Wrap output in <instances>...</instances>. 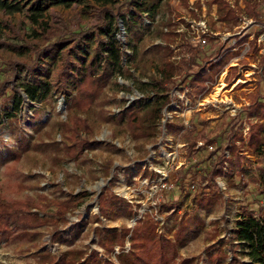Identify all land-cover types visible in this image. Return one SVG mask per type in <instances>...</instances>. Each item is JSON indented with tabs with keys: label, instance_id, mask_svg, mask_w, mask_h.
Listing matches in <instances>:
<instances>
[{
	"label": "rangeland",
	"instance_id": "rangeland-1",
	"mask_svg": "<svg viewBox=\"0 0 264 264\" xmlns=\"http://www.w3.org/2000/svg\"><path fill=\"white\" fill-rule=\"evenodd\" d=\"M20 1L24 6L21 12L8 13L0 10V56L6 60L25 61L30 60L32 56L31 50L15 49L10 43H27L32 46L46 43L47 34L41 31L39 24L32 23L28 17L32 12L30 3L35 0ZM68 1H71L70 5L59 3L57 0H44V18L48 21L49 28L55 29L50 31V34L57 38L68 37L70 31L81 28L92 27L95 31L77 45L75 40L59 44L51 57L45 59L43 65L50 67L54 79L65 57L72 62L80 60L81 57L88 60L95 51L98 36L105 35L103 29L97 27L101 19L102 4L95 0ZM125 1L113 0L108 6L115 11L119 7L127 10ZM226 1L231 10L228 19L222 18L216 0H163L155 21L151 22L144 17L146 23L151 26L143 27L141 39L132 35L130 38L122 18H118L122 30L120 36L125 41L130 38L132 42V45L130 41L125 42L124 46L127 54L124 64L130 71H115L94 104L93 110L83 113L93 127V132L88 137L99 142L87 149L86 157L82 160L68 157L57 160L53 157L55 152L64 155L63 145L69 143L65 124L70 122V114L65 93L53 92L47 100L38 102L25 96L17 125L27 133H34V141L57 140L61 142V147L59 150L48 143L35 145L32 142L19 162L6 159V162L0 164V191L18 197L26 194L38 197L39 193L47 197L40 198L39 201L41 215L47 220V224L40 227L39 237L35 241L29 236L0 241V264H36L38 253L45 249L56 254L72 247L102 250L95 227L99 224L119 227L126 224L130 232L126 236L125 244L116 245L115 251L112 252L115 264H121L115 254L121 249H130L133 227L148 211L158 222L156 232L169 237L174 236L172 214L182 216L199 213L203 216L205 225L197 229L190 239L180 246L179 256L193 258V264H210L209 252L222 245V241L230 233L229 228L236 224L242 212V205L246 202L245 196L250 192L251 196L256 194L259 184L251 179L249 174L254 172L258 177L261 172L264 174V158H259L248 144H245L243 153L248 160H244L243 166L248 170V173H245L247 185H229L226 176H218L219 192L226 203H216L212 211H207L198 204L202 187L198 175L194 179L189 196L184 197L174 211L162 212L157 206L169 195L175 194L177 197L180 194L173 179L176 170L195 160L199 161L200 158L205 159L208 153L205 150L203 157L198 154L189 157L183 131H168L166 121L189 124L207 120L209 130L218 136L209 147L216 148L217 145L226 143L228 134L235 133L232 138H236L242 132L247 139L250 122L264 120L250 113L251 105L264 100V0H249L254 7L262 11L263 14L259 18L250 15L248 0ZM6 22H9L12 28L6 26ZM188 42L198 50L200 61L226 60L227 56H232L216 78L207 82L208 88L203 93L199 92L196 86L191 88L188 85H184L182 91L181 87L176 85L180 78L167 83L166 89L161 93L169 92L174 100L163 109L164 116L154 133L150 137L136 138L126 120L119 119L118 114L128 104L148 100L151 92H143L140 85L142 82L159 79L161 73L158 64L164 52L168 54L169 60L191 56ZM161 44L165 50L161 48ZM26 79H31V76L23 73L17 82ZM67 88L73 91L71 85ZM219 89L221 93H218ZM20 93L25 95L23 91ZM12 107L13 100L5 101L0 98V135L10 142V145H16L15 134L6 124L7 112ZM40 108L41 117L34 118L35 111ZM86 134L83 132V135ZM1 155L6 157L8 150L0 141V158ZM225 155L229 156L230 150L227 149ZM108 162H111L110 170L106 169ZM8 164L14 168L8 169ZM203 164L205 163H201L200 167ZM259 166H262V169ZM145 169L153 170L157 174L150 176L145 173ZM129 170L132 171L131 174ZM15 182L24 183L25 188L16 187ZM216 189V186L211 190L207 188L205 195L215 196ZM102 190L107 194L122 195L132 202V208L117 218L101 216L102 222L98 221L94 214L98 213V197ZM81 192L86 195L68 203L67 218L56 221V212L60 205L58 200ZM257 195L262 198L261 194ZM79 220L86 222L81 223L82 231L73 235L70 240H50L49 235L55 223L62 228L64 235L70 236L72 225ZM212 221H215V226ZM244 260L250 261L247 256Z\"/></svg>",
	"mask_w": 264,
	"mask_h": 264
},
{
	"label": "trees",
	"instance_id": "trees-1",
	"mask_svg": "<svg viewBox=\"0 0 264 264\" xmlns=\"http://www.w3.org/2000/svg\"><path fill=\"white\" fill-rule=\"evenodd\" d=\"M57 1L66 5L71 4V1L68 0ZM95 1L102 4L101 19L97 27L98 29L102 28L105 35L98 36L95 51L88 60L81 57L80 60L72 62L68 57H65L56 71L55 79L51 76L50 67L43 65L45 59L51 57L59 44L75 40L77 45L88 34H93L95 29L92 27L81 28L80 30L70 31L71 34L68 37L57 36V38H54L50 31L55 29L51 30L48 21L44 18V0H35V2L30 3L32 12L28 14V17L32 23L39 24L41 31L47 34L46 43L43 45L37 44L36 46L27 43H10L15 49L21 51L31 50L30 60H6L0 56V98L5 101L13 100V107L7 112L6 124L9 125L10 131L14 132V141L16 142V145H10V142L5 141L0 135L1 143L8 150L6 157L1 155L0 164L6 162V159L19 162L25 152L29 150L32 142L35 145L48 143L54 149L60 150V141L43 142V139L34 141L36 137L34 133H27L17 125L19 110L25 96L34 102H38L47 100L53 92L65 93L67 109L70 114V122L65 124L69 143L63 145L65 154L61 155L55 152L54 159L60 160L68 157L69 159L82 160L86 157L87 149L94 147L99 142L97 139L91 140L88 137L93 132V127L90 125L88 117L83 113L93 110L94 104L104 92L106 84L115 71L122 73H124V70L130 71L129 67L124 64L125 56L127 57L124 48L125 42L131 40V35L136 39H141L144 33L143 27L145 25L151 26L146 23L144 17L151 22L155 21L160 13L163 0H126L124 5L127 10L119 7L116 11L108 6L113 0ZM216 1L219 3L222 18L228 19L231 10L227 1ZM248 3L250 15L259 18L263 14L262 11L254 7L249 0ZM0 10L16 13L23 11L24 6L20 0H0ZM118 18H122L130 40L125 41L120 36L122 30ZM6 26L12 28L9 22H6ZM129 43L132 45L131 41ZM188 43L192 51L190 57L184 56L180 60H169L167 58L168 54L164 52L165 54L163 53L160 58L161 62L158 64L161 73L159 79L142 82L140 89L143 92H151L148 100H139L134 104H128L118 114L119 119L126 120L128 127L136 138L150 137L162 121L163 109L174 100L169 92L161 93L167 83L180 78L176 85H179L182 91L184 85H188L191 88L196 86L199 92L203 93L208 88L207 82L216 78L219 71L232 56H227L226 60L210 59L208 61L207 59L200 61L198 50L192 47L190 42ZM133 47L136 46L133 45ZM161 48L166 49L162 47V44ZM23 73L30 75L31 79L18 83L17 80ZM69 85L73 87V91L68 90ZM18 86L22 88L19 89ZM20 91H23L25 95H22ZM250 107L251 114H256L260 119H264V100H259ZM41 111V108L36 110L34 118L41 117ZM109 118H113V116H109ZM165 124L170 132L180 133L183 131L189 157L195 154L203 157L205 156V150L208 153L205 159L202 158L201 160L200 158L199 161L195 160L193 163L176 170L173 179L180 194L177 197L174 196L175 194L169 195L164 201H161L157 207L162 212L165 210L174 211V208L178 207L183 198L189 196L191 186L194 185V179L197 175L202 182L198 204L207 211H212L216 203H226L219 192L218 176H226L229 185L243 187L247 185L245 173H248V170L243 166L244 160H248L243 153L245 144L247 143L259 158H264V120L250 122L247 139L244 138L242 132L236 138H232L235 133L228 134L229 138L226 143L224 145L219 144L216 148L209 147L218 139V136L214 135L212 130H209L207 120L189 124L168 120ZM83 132L87 134L83 135ZM238 140L240 141L239 144L237 143ZM200 142L201 144H199ZM111 145L118 147L116 144ZM227 149L230 150L229 156L225 155ZM201 163L205 164L200 167ZM110 164L111 162H108L106 165L107 170H110ZM261 167L259 166L260 169H262ZM13 168L11 164H8V169ZM131 173L132 171L129 170V174ZM145 173L150 176L157 174L155 171L148 169H145ZM189 174L190 176H188ZM249 177L258 182V190L252 196V192L245 196L246 202L242 205V212L239 214L236 224L229 228L230 233L222 241V245L209 252L208 260L210 264H264V174L261 172V176L258 177L254 172H251ZM14 185L25 188V184L22 182H15ZM215 186L218 188L214 191L216 195L206 196V189L211 190ZM258 193L261 194L262 198L258 197ZM84 195L86 193L81 192L66 199L58 200L60 205L58 212H56L58 215L56 221L57 219L67 218L66 214L70 200H76V198ZM40 198L47 197L40 193L38 197L31 194L18 197L0 191V241L25 236H29L35 241L39 237L41 234L40 227L47 224L45 216H42L39 210ZM98 205V213L94 216L101 222V216L117 218L133 206L132 202L122 195L107 194L104 190L99 194ZM173 215L174 236L169 237L164 233L156 232L158 222L154 220L150 211L146 212L133 227L130 236V249L128 251L121 249L117 252L115 254L117 260L121 264H193V258L179 256V248L190 239L197 229L205 225V218L199 213L195 215L184 214L182 216H177L174 213ZM82 222L86 221L79 220L72 225L70 236L64 235L62 228L55 223L49 235L50 240L52 242L70 240L73 235L82 231ZM212 223H214V226L216 225L215 221H212ZM95 228L102 250L72 247L56 254L49 249H45L38 253L39 259L36 264H115L112 252L115 251L116 245L123 246L125 244L130 228L126 224L120 227L99 224ZM245 256L250 261H245Z\"/></svg>",
	"mask_w": 264,
	"mask_h": 264
},
{
	"label": "bare ground",
	"instance_id": "bare-ground-1",
	"mask_svg": "<svg viewBox=\"0 0 264 264\" xmlns=\"http://www.w3.org/2000/svg\"><path fill=\"white\" fill-rule=\"evenodd\" d=\"M220 91H221V89L218 90V93H221Z\"/></svg>",
	"mask_w": 264,
	"mask_h": 264
}]
</instances>
